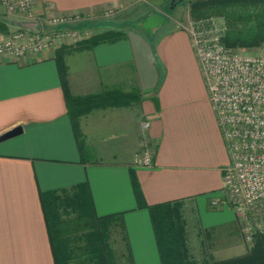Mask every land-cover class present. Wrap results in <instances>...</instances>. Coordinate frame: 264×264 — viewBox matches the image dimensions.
<instances>
[{
  "label": "crops",
  "instance_id": "crops-1",
  "mask_svg": "<svg viewBox=\"0 0 264 264\" xmlns=\"http://www.w3.org/2000/svg\"><path fill=\"white\" fill-rule=\"evenodd\" d=\"M167 1L34 0L38 13L89 16L80 25L89 36L115 30L122 37L94 46L70 40L20 60L0 54V135L23 127L0 141V264H56L42 204L53 191L73 195L82 186L97 215L122 213L134 264H163L155 211L190 209L191 222L204 228L227 221L218 210L231 156L189 31L170 29L163 17L154 24L152 15L139 18L147 24L136 31L129 27L137 20L110 18ZM18 27L48 26L5 17L0 40ZM61 65L71 95L120 97L79 117L81 143ZM144 142L150 166L136 164ZM242 238L223 259L248 252Z\"/></svg>",
  "mask_w": 264,
  "mask_h": 264
},
{
  "label": "built area",
  "instance_id": "built-area-1",
  "mask_svg": "<svg viewBox=\"0 0 264 264\" xmlns=\"http://www.w3.org/2000/svg\"><path fill=\"white\" fill-rule=\"evenodd\" d=\"M9 16L52 26L50 30H10L0 40V54L11 60L42 55L65 39L89 36L72 25L81 14H52L45 19L36 11L34 0H0V19ZM187 30L231 156L224 168V202L235 208L245 240L253 243L257 236H264V43L257 53L228 47L222 40L225 21L219 18L202 24L191 21ZM143 125L147 128L149 123ZM152 162L151 149L144 142L136 164Z\"/></svg>",
  "mask_w": 264,
  "mask_h": 264
},
{
  "label": "trees",
  "instance_id": "trees-1",
  "mask_svg": "<svg viewBox=\"0 0 264 264\" xmlns=\"http://www.w3.org/2000/svg\"><path fill=\"white\" fill-rule=\"evenodd\" d=\"M193 22L202 24L213 18L225 21L223 42L231 48H255L264 43V0H190ZM119 31L110 30L79 39L91 45L119 39ZM69 113L75 133L81 143L78 118L95 107L120 99L91 94L73 96L68 90L66 74L60 66ZM135 190L139 195L135 182ZM42 204L49 230L51 247L56 264H134L122 213L99 216L85 188L80 186L73 195L57 191L42 195ZM165 209V208H164ZM163 211V210H162ZM160 213V212H158ZM163 264H264V236H257L249 252L227 259H199L189 252L185 237L174 240L162 216L153 212ZM120 225L125 231L127 257L111 244L114 228ZM169 232V233H168ZM124 261L126 263H124Z\"/></svg>",
  "mask_w": 264,
  "mask_h": 264
},
{
  "label": "rangeland",
  "instance_id": "rangeland-1",
  "mask_svg": "<svg viewBox=\"0 0 264 264\" xmlns=\"http://www.w3.org/2000/svg\"><path fill=\"white\" fill-rule=\"evenodd\" d=\"M137 7H135L134 10L130 9L132 10V13L128 16H124L123 14L121 15L120 13H115V15L110 18L117 20H123L124 18L133 21L137 20L135 22H132L131 27H129L130 30L134 28V31H136V25L142 27V25L147 24L144 23L145 21L142 23L141 20L138 19H144V17H148L150 15H152L153 18H157L153 20L155 22L154 24H156L158 20L161 22L160 18L163 17V21L161 23H168V27L170 29L184 27L187 29L190 26V22L193 21L190 12V0L179 1L175 5H173L172 0H168L164 5L162 4L160 6L154 4L149 7L147 6V8H141V6ZM43 15L45 16V19L49 18L47 14ZM88 19L89 16H85L82 14L81 19H79L77 22H74L72 25L73 27H75V29L77 28L79 32H87V28H81L80 25H83ZM46 21L48 22V20ZM110 21H112V23L114 22V20ZM47 26L48 27L47 29L45 28V30L52 29V26ZM68 42H70V39H65L63 42H61V44L66 45L68 44ZM261 46L252 49L240 48V50L246 53H257ZM74 61L75 64L79 63L78 59L74 58ZM225 204V207L218 210V212H220L221 214L220 218L227 221L223 222V224L207 228H204L201 225H197L196 223H192L191 221H193L194 218L196 219V217H193L190 209H185L181 206L171 208L166 207L165 209H163V211H161L160 214H157L162 216L164 224L167 226V228H170V230H172L171 234L168 232V235L172 236L174 240H179L181 236L185 237L189 252L195 255L197 258L223 259L228 255L226 251H228L233 247V245H235L234 243L236 242V240H238V237L241 238V235L243 237L242 240L248 247V252L250 251L254 243H248L245 240L240 228L241 226L239 227L240 224L235 208L230 203ZM124 236V229H122L120 225H117L112 232L110 240L115 250H117V252L119 253H123V258L118 257L120 262L127 257V249L124 241ZM124 263L126 262L124 261Z\"/></svg>",
  "mask_w": 264,
  "mask_h": 264
},
{
  "label": "water",
  "instance_id": "water-1",
  "mask_svg": "<svg viewBox=\"0 0 264 264\" xmlns=\"http://www.w3.org/2000/svg\"><path fill=\"white\" fill-rule=\"evenodd\" d=\"M183 1V0H172L173 5H175L177 2ZM23 132V127L22 126H17L4 134L0 135V141H4L7 139H10L12 137H15Z\"/></svg>",
  "mask_w": 264,
  "mask_h": 264
}]
</instances>
